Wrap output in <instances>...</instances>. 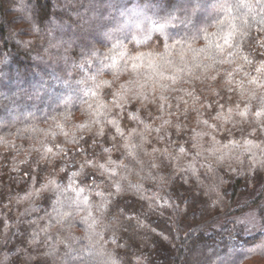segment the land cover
Segmentation results:
<instances>
[{"label": "clouds", "instance_id": "1", "mask_svg": "<svg viewBox=\"0 0 264 264\" xmlns=\"http://www.w3.org/2000/svg\"><path fill=\"white\" fill-rule=\"evenodd\" d=\"M10 149L0 264H151L177 199L222 238L179 264L264 257V0H0Z\"/></svg>", "mask_w": 264, "mask_h": 264}, {"label": "trees", "instance_id": "2", "mask_svg": "<svg viewBox=\"0 0 264 264\" xmlns=\"http://www.w3.org/2000/svg\"><path fill=\"white\" fill-rule=\"evenodd\" d=\"M258 59L260 57H257ZM7 131V128L4 129ZM3 156V179L7 180V172L11 164V156L14 152L10 149L7 153H0ZM247 177V185L249 188L260 189L264 185V170L256 165L251 170H245L242 175L237 178L236 183L239 184ZM186 187V186H185ZM161 205L163 215L157 213L145 219L147 231L142 230V235L147 240V248L145 251L152 257L151 264H179V254L184 252L182 245L184 243H203L207 242L212 246L213 240L210 239L213 231L217 232L215 243L222 244V238L219 237V229L205 227L201 222L202 213L198 210H192L187 201L176 200V204L171 205V201L167 203L163 200L158 202ZM3 222L0 221V227ZM242 264H264V257L249 256Z\"/></svg>", "mask_w": 264, "mask_h": 264}]
</instances>
